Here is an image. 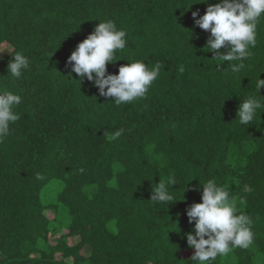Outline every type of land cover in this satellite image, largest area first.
<instances>
[{
	"label": "trees",
	"instance_id": "trees-1",
	"mask_svg": "<svg viewBox=\"0 0 264 264\" xmlns=\"http://www.w3.org/2000/svg\"><path fill=\"white\" fill-rule=\"evenodd\" d=\"M200 2L0 0V41L30 64L15 79L6 76L11 55L0 54V90L22 97L19 119L0 141V264H193L185 210L202 202L196 188L208 179L229 186L255 234L252 247L212 264L264 259V110L250 125L237 116L243 99L264 96L255 87L264 79V16L245 67L233 72L228 64L239 62L212 59L210 33L194 26L192 12L206 11ZM105 19L126 32L107 74L127 60L161 65L145 97L119 106L66 67ZM116 130V140L105 135ZM169 175L177 201H150L152 186ZM54 181L55 201L43 203ZM59 206L65 223L51 212Z\"/></svg>",
	"mask_w": 264,
	"mask_h": 264
},
{
	"label": "clouds",
	"instance_id": "clouds-1",
	"mask_svg": "<svg viewBox=\"0 0 264 264\" xmlns=\"http://www.w3.org/2000/svg\"><path fill=\"white\" fill-rule=\"evenodd\" d=\"M200 3L207 5L205 13L199 15V10L193 11L192 17L194 26L210 33L205 46L207 52L214 53L212 59L238 61L229 63L228 67L239 72L245 67L243 61L250 55L249 47L256 46L257 24L264 16V0H219L215 4L201 0ZM99 21L93 32L78 43L68 57L66 67L71 68L70 77L74 72L79 77V80H74L79 84L86 78L98 88L100 96L113 98L117 106L145 97L158 78L161 65L157 63L150 69L143 61L127 60L129 63L120 66L118 74H107L106 65L118 61L114 58L116 51L126 47V32L111 19ZM190 33L192 36V31ZM225 46H230L226 53L221 51ZM4 52L12 57L6 66V76L20 79L30 66L29 59L23 52L13 51L11 45L0 41V53ZM180 71H183L182 67ZM255 87L259 93L264 88V79L260 76ZM21 101V95L0 90V141L10 135V126L19 119L14 108ZM242 101L237 112L239 123L250 125L257 111L264 110V96H248ZM121 134L122 130L105 133L110 140H116ZM173 185H177L174 175H169L167 180L159 179L155 187L152 186L150 201L169 207L177 201L172 194ZM199 185L196 191L202 193V202L192 203L185 210L188 222H194L193 231L185 233L188 247L195 250L190 261L193 264H212L218 256H227L236 248L252 247L255 238L252 219L238 210L235 198L230 196L229 186H221L215 179L199 182ZM245 190L251 189L246 186ZM257 264H264V259L258 260Z\"/></svg>",
	"mask_w": 264,
	"mask_h": 264
},
{
	"label": "rangeland",
	"instance_id": "rangeland-1",
	"mask_svg": "<svg viewBox=\"0 0 264 264\" xmlns=\"http://www.w3.org/2000/svg\"><path fill=\"white\" fill-rule=\"evenodd\" d=\"M8 52L0 53L2 55L7 54ZM60 187V183L57 181L52 182V184H48L44 187L42 191V201L43 203H49L55 201V195L56 192L58 191ZM91 187H88V190H90ZM52 213L56 214L55 215V221L56 223H65L68 221V216L65 214V209L62 206L58 207V210ZM70 239V238H69ZM72 242L77 240V237H72L70 239Z\"/></svg>",
	"mask_w": 264,
	"mask_h": 264
}]
</instances>
